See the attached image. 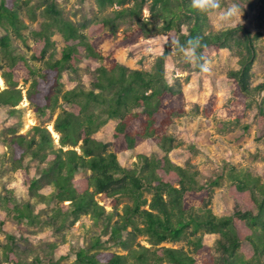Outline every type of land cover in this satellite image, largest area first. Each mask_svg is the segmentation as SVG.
<instances>
[{
    "label": "trees",
    "instance_id": "16d2710c",
    "mask_svg": "<svg viewBox=\"0 0 264 264\" xmlns=\"http://www.w3.org/2000/svg\"><path fill=\"white\" fill-rule=\"evenodd\" d=\"M95 1L101 10L118 8L88 23L66 17L57 0H0V76L5 83L0 88V106H8L10 114L20 111L21 82L29 84L26 98L37 113L55 112L61 101L68 106L53 124L60 135L59 146L47 127L35 125L31 134L11 129L8 146L15 168L21 170L32 198L44 197L40 192L44 185L55 187L50 224L62 229L89 215L106 236L92 237L76 251L71 264H264V172L253 175L229 170L234 210L229 215L215 214L212 191L200 181V172L169 156L176 138L167 131L186 112V96L181 80L170 83L166 76L172 46L177 52L190 49L198 71L207 55L229 49L238 58V67L228 72L232 95L244 108L260 96L255 139L262 141L264 81L252 84L258 56L256 38L261 33L245 24L213 30L209 15L196 12L191 0ZM25 7L32 20L42 18L40 28L31 31L35 43L30 58L17 52L12 43L13 35L26 41L23 30L28 26L21 17ZM145 7L148 18L143 15ZM128 19L136 20L137 26L117 38L120 25ZM157 20L161 21L158 26ZM155 27L167 34V40L151 70L132 69L115 58L118 49L136 43ZM56 33L64 42L59 58L55 57ZM192 37H200L203 47L198 41L190 44ZM109 40L115 42L104 53L102 45ZM30 59L42 66H32ZM84 59L99 62L91 88L78 84L65 89L63 72L77 73ZM215 102L212 95L203 108L206 116L211 115ZM111 119L117 121L113 140L107 143L95 138ZM146 139L157 143L164 154H139L131 167L122 165L118 155ZM77 146L80 151L74 148ZM26 158L37 164L36 176H31ZM80 171L91 173L75 178ZM125 198L129 202L119 211ZM0 202L20 221L36 222L32 204L19 203L12 191L0 194ZM205 234L218 235L216 253L205 243ZM140 236L146 237L149 246L138 242ZM7 238L6 243L0 240L6 262L40 263L39 256L32 261L19 258L14 237ZM181 241L186 247L164 245ZM109 246L124 252L111 251Z\"/></svg>",
    "mask_w": 264,
    "mask_h": 264
},
{
    "label": "rangeland",
    "instance_id": "374dc122",
    "mask_svg": "<svg viewBox=\"0 0 264 264\" xmlns=\"http://www.w3.org/2000/svg\"><path fill=\"white\" fill-rule=\"evenodd\" d=\"M57 1L65 16L75 22L92 23L118 8L113 6L101 10L95 0ZM33 3L34 1H31L30 4ZM233 3L239 6V18L233 23H221L215 15H209L211 29L222 30L245 24L253 32L261 33L256 38L258 56L253 66L252 84L257 85L264 81V0H221V11ZM36 12L38 14L40 9L37 8ZM143 15L146 18L150 16L147 7L143 9ZM21 17L28 26L23 30L26 41L23 42L13 35L12 43L17 52L30 58L33 52L31 48L35 43L31 31L40 28L42 18L38 16L37 20H32L27 7L21 11ZM156 24L160 25L161 21L157 20ZM136 26L137 22L134 19L124 21L120 25L117 38L132 31ZM1 35L2 31H0ZM53 39L56 42L55 57L59 58L64 42L59 33H56ZM115 40L106 41L102 45V51L107 53ZM166 40L167 34L159 27H155L136 43L118 49L114 56L120 63L132 69L151 70L156 57L162 53ZM171 50L172 54L166 62V76L170 83H174L176 78L181 80L186 96V112L175 118L174 125L167 131L176 138V145L169 156L173 162L200 172V181L212 191L211 207L215 214L219 216L232 214L234 201L229 194L232 183L228 175L229 170L245 171L253 175L264 172V140L255 139L258 127L257 105L260 96H257L249 107L244 108V104L232 95L233 82L228 78V72L238 67V58L229 49L223 48L206 56L212 64V72L209 70L207 74L196 69V60L190 49L177 52L172 46ZM30 63L36 68L42 66L41 62L35 60L30 59ZM98 64L99 62L84 59L77 73L64 71L62 78L64 88L71 89L81 84L90 89L91 79L96 75L95 69ZM28 85L20 83L24 97L17 106L19 112L10 114L8 106H0V194L12 191V195L19 203L30 202L37 220L34 223L20 221L13 212L6 211L0 202V240L6 243L7 236H13L14 249L22 260L32 261L39 256L41 259L39 264L55 262L71 264L75 259L76 251L87 246L92 237L101 235V238L105 239L106 236L89 215L82 216L74 225L62 229L50 224L48 218L55 206V200L52 198L55 187L44 185L40 190L44 197L32 198L21 170L15 168L11 159L12 151L8 146L11 129H16L21 134H31L35 125L47 127L55 139V144L59 146L60 135L55 131L53 124L58 113L68 107L61 101V106L55 112L37 113L26 98ZM0 88H5L4 80L0 81ZM212 95L216 96V102L211 115L206 116L203 108ZM116 123L114 119L109 120L94 134V137L110 143L113 140ZM74 148L80 151L79 146ZM139 154L159 156L164 152L152 139H146L136 148L120 153L118 158L122 165L131 167ZM24 163L29 166L31 176H36L37 164L29 158H26ZM90 173V171H80L75 178L86 177ZM127 202L128 199H123L119 211ZM106 209L112 210V207L107 206ZM217 238V234L204 236L205 243L211 246L214 253H216ZM138 242L149 246L145 236H140ZM51 244L55 245L53 249ZM164 245L181 247L185 246V242H167ZM109 249L124 252L115 246H109ZM0 264H13L4 260L1 249Z\"/></svg>",
    "mask_w": 264,
    "mask_h": 264
},
{
    "label": "clouds",
    "instance_id": "9594fccd",
    "mask_svg": "<svg viewBox=\"0 0 264 264\" xmlns=\"http://www.w3.org/2000/svg\"><path fill=\"white\" fill-rule=\"evenodd\" d=\"M191 7L202 15H215L221 23H233L240 15L239 6L234 3L221 11V0H191ZM192 41H198V46L203 47L200 37H192L189 43ZM201 70L205 74L209 73V70L212 72V64L207 57L205 63L201 65Z\"/></svg>",
    "mask_w": 264,
    "mask_h": 264
},
{
    "label": "bare ground",
    "instance_id": "6f19581e",
    "mask_svg": "<svg viewBox=\"0 0 264 264\" xmlns=\"http://www.w3.org/2000/svg\"><path fill=\"white\" fill-rule=\"evenodd\" d=\"M0 81L3 82V79L0 77ZM50 128L53 130V132L56 134V132L54 131L53 127L50 126Z\"/></svg>",
    "mask_w": 264,
    "mask_h": 264
}]
</instances>
